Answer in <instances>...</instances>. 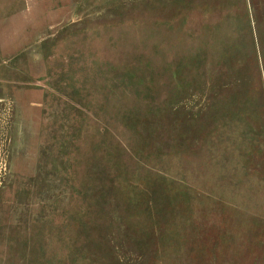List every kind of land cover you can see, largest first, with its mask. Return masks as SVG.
I'll return each mask as SVG.
<instances>
[{
    "label": "rangeland",
    "instance_id": "rangeland-1",
    "mask_svg": "<svg viewBox=\"0 0 264 264\" xmlns=\"http://www.w3.org/2000/svg\"><path fill=\"white\" fill-rule=\"evenodd\" d=\"M0 264H264V0H0Z\"/></svg>",
    "mask_w": 264,
    "mask_h": 264
}]
</instances>
